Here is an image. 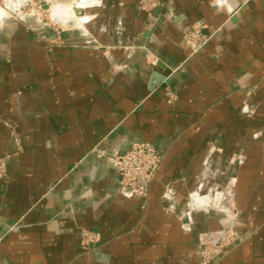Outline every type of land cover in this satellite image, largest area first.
Instances as JSON below:
<instances>
[{
  "label": "crops",
  "instance_id": "1",
  "mask_svg": "<svg viewBox=\"0 0 264 264\" xmlns=\"http://www.w3.org/2000/svg\"><path fill=\"white\" fill-rule=\"evenodd\" d=\"M143 1L77 0L60 44L0 31V157L22 148L0 179L2 264H200L198 235L228 227L243 241L219 264H264V0ZM134 143L164 155L146 199L109 160Z\"/></svg>",
  "mask_w": 264,
  "mask_h": 264
},
{
  "label": "rangeland",
  "instance_id": "2",
  "mask_svg": "<svg viewBox=\"0 0 264 264\" xmlns=\"http://www.w3.org/2000/svg\"><path fill=\"white\" fill-rule=\"evenodd\" d=\"M76 4L77 0L61 2H49L46 0H0V31L4 28L5 23H16L22 25L27 33L39 37L48 44H60L63 41L61 37L62 31L77 32V21L74 17V10L71 8ZM151 4H153V0L143 1L140 9L149 8ZM100 5L98 4V6ZM57 7H64L65 13H70L71 16H64L59 21L54 20L51 17V10ZM114 30L116 34L120 35L122 23L117 22ZM46 31L50 32L49 36L46 35ZM15 143L16 151L10 155L3 156L6 157L5 175L7 174V160L10 156H16L22 152L19 142L15 140ZM163 157L164 155H162V160ZM215 211L225 215L229 213L226 209L220 208H217ZM84 232L88 233V235L81 236ZM79 236L78 245L80 250L84 253L92 251L94 244L98 241V235L87 229H82L79 231ZM242 241V236L232 227L199 234L197 245L199 248L200 264H219Z\"/></svg>",
  "mask_w": 264,
  "mask_h": 264
},
{
  "label": "built area",
  "instance_id": "3",
  "mask_svg": "<svg viewBox=\"0 0 264 264\" xmlns=\"http://www.w3.org/2000/svg\"><path fill=\"white\" fill-rule=\"evenodd\" d=\"M203 29V24H196L184 34V42L192 53L200 51L209 41L210 37L203 34ZM164 94L169 102L173 101L172 93L165 91ZM109 160L117 172L119 194L126 199H146L162 155L149 144L134 143L124 153H113ZM5 162L6 157H0V178L6 176ZM87 235L85 232L81 234Z\"/></svg>",
  "mask_w": 264,
  "mask_h": 264
},
{
  "label": "bare ground",
  "instance_id": "4",
  "mask_svg": "<svg viewBox=\"0 0 264 264\" xmlns=\"http://www.w3.org/2000/svg\"><path fill=\"white\" fill-rule=\"evenodd\" d=\"M73 10H74V13H75V11H77V8H73ZM52 12V14H51V17L54 19V20H58L59 21V19H62L64 16H65V10H64V8H62V7H57V8H53L52 10H51ZM73 12V11H72ZM73 14V13H72ZM76 14V13H75ZM67 15V14H66ZM71 15V14H70ZM76 19V18H75Z\"/></svg>",
  "mask_w": 264,
  "mask_h": 264
},
{
  "label": "water",
  "instance_id": "5",
  "mask_svg": "<svg viewBox=\"0 0 264 264\" xmlns=\"http://www.w3.org/2000/svg\"><path fill=\"white\" fill-rule=\"evenodd\" d=\"M75 13H77V11H75ZM124 152H125V151H124ZM124 152H123V153H124Z\"/></svg>",
  "mask_w": 264,
  "mask_h": 264
}]
</instances>
